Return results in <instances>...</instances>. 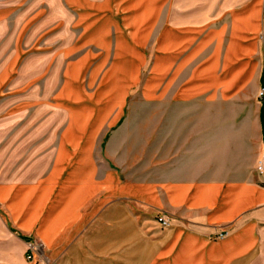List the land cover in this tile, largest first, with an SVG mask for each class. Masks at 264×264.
<instances>
[{
    "label": "crops",
    "instance_id": "1",
    "mask_svg": "<svg viewBox=\"0 0 264 264\" xmlns=\"http://www.w3.org/2000/svg\"><path fill=\"white\" fill-rule=\"evenodd\" d=\"M168 4L0 0V209L19 240L0 264H38L30 245L40 264H264V0L195 25ZM131 98L154 113L143 171Z\"/></svg>",
    "mask_w": 264,
    "mask_h": 264
},
{
    "label": "rangeland",
    "instance_id": "2",
    "mask_svg": "<svg viewBox=\"0 0 264 264\" xmlns=\"http://www.w3.org/2000/svg\"><path fill=\"white\" fill-rule=\"evenodd\" d=\"M244 1L246 0H169L168 7L171 20L176 23L185 22L193 25L212 24L216 19H221L232 7L239 5ZM167 2L168 1L163 2V8L167 6ZM148 67L149 64H145V71ZM153 114V109L150 104L142 106L141 103L134 98L129 100L127 118L129 120H140L143 122L142 124H139L137 129H135L138 131L139 139L143 138V143H141V139L139 144L135 145L136 147L133 149L132 157L127 161L128 169H132L133 171H143L145 170V162H150V134ZM203 115L207 116L208 120H214L217 115L216 108L208 106L205 112H203ZM7 222L8 219L5 213L0 209L1 263L2 261H6L9 257H12L19 247V240L14 236V232L7 226ZM39 247L40 245H30L29 248L31 252L26 258L27 261L36 262L38 264L43 263L41 257L37 254Z\"/></svg>",
    "mask_w": 264,
    "mask_h": 264
},
{
    "label": "built area",
    "instance_id": "3",
    "mask_svg": "<svg viewBox=\"0 0 264 264\" xmlns=\"http://www.w3.org/2000/svg\"><path fill=\"white\" fill-rule=\"evenodd\" d=\"M258 96L261 99L264 98V87L259 90ZM256 171L258 174L264 173V153L261 155V157L257 162ZM157 222L160 224L162 228L169 226V218L166 217L165 215H159L157 217ZM223 236H225V233H218L216 237L222 238Z\"/></svg>",
    "mask_w": 264,
    "mask_h": 264
}]
</instances>
